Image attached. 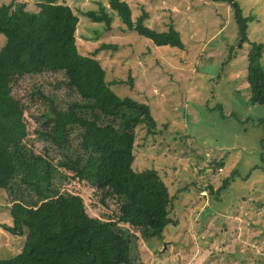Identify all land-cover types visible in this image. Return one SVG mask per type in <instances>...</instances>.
Masks as SVG:
<instances>
[{"label": "rangeland", "instance_id": "374dc122", "mask_svg": "<svg viewBox=\"0 0 264 264\" xmlns=\"http://www.w3.org/2000/svg\"><path fill=\"white\" fill-rule=\"evenodd\" d=\"M12 1L38 12L40 0H0V6ZM123 1L130 5L135 21L147 12L146 25L151 29L167 32L173 27L181 34L185 50L157 47L125 30L106 0L58 3L70 6L79 17L76 38L81 54L94 56L102 45L114 47L95 56L106 71V80L119 97L147 104L157 122L155 134H149L144 125L137 128L133 168L159 173L177 197L172 218L178 225L155 238L120 226L134 264H264V107L250 103L246 68L250 43L264 42V0H238L244 16L254 21L249 24L250 43L234 50L229 64V48L239 39L228 4ZM100 5L113 16L109 29L86 16ZM5 44L6 37L0 35V51ZM129 76L132 88L127 84ZM27 81L21 89L41 83L44 91L55 92L62 101L74 100L68 90L58 87L54 75ZM35 129V125L30 127L24 149L40 161H51L58 148L35 134ZM73 141L78 147L79 139ZM219 164L223 166L216 167ZM37 165L30 179L50 197L62 192L78 194L92 217L117 215L120 202L116 197L108 196L104 206L94 186L66 178L54 168L49 173L44 162ZM13 202V196L0 189V259H11L25 247L26 234L15 236L3 228L12 226Z\"/></svg>", "mask_w": 264, "mask_h": 264}, {"label": "trees", "instance_id": "16d2710c", "mask_svg": "<svg viewBox=\"0 0 264 264\" xmlns=\"http://www.w3.org/2000/svg\"><path fill=\"white\" fill-rule=\"evenodd\" d=\"M106 1L125 30L157 47L185 50L181 34L173 27L157 32L146 25L147 12L135 21L127 2ZM211 1L228 4L234 12L239 41L229 48V64L233 51L250 43L249 24L254 20L244 16L238 0ZM37 7L38 12H31L25 3L15 1L0 6V35L6 37L0 51V189L14 198L12 226L3 228L15 236L26 234L23 251L0 259V264H134L120 226L155 238L178 225L172 218L177 197L159 173L133 168L137 128L144 125L149 134H155L157 122L147 104L119 97L106 80V71L95 56L114 47L102 45L94 56L81 54L76 38L79 17L71 7L58 0H40ZM86 16L107 29L113 22L103 5ZM263 53L264 42L250 43L246 68L250 103L264 107ZM47 75H54L59 80L57 90L63 86L74 100L62 101L55 92L44 91L41 83L21 89L27 79ZM127 84L133 87L131 76ZM33 125L35 134L58 148L51 161H40L24 149ZM40 162L49 173L54 168L66 178L94 186L104 206L108 196L116 197L117 215L92 217L78 194L50 197L44 193L30 179Z\"/></svg>", "mask_w": 264, "mask_h": 264}]
</instances>
